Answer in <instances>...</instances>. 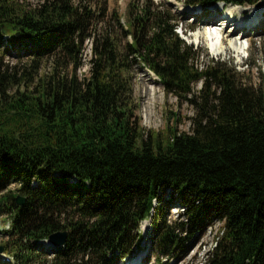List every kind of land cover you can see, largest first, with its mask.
<instances>
[{
    "label": "trees",
    "instance_id": "obj_1",
    "mask_svg": "<svg viewBox=\"0 0 264 264\" xmlns=\"http://www.w3.org/2000/svg\"><path fill=\"white\" fill-rule=\"evenodd\" d=\"M178 24L161 1L131 0L123 23L106 0H0V217L19 264L57 230L67 239L48 264H114L139 247L147 219L156 255L216 219L204 264H264V92L224 61L195 65ZM136 65L194 106L190 132L145 133ZM176 203L184 220L167 218Z\"/></svg>",
    "mask_w": 264,
    "mask_h": 264
},
{
    "label": "rangeland",
    "instance_id": "obj_2",
    "mask_svg": "<svg viewBox=\"0 0 264 264\" xmlns=\"http://www.w3.org/2000/svg\"><path fill=\"white\" fill-rule=\"evenodd\" d=\"M26 1L33 4L39 0ZM130 1L106 0L107 11L108 13H111L113 10L117 11L121 16V21L125 23ZM152 1L155 3L160 1L165 2L178 15L179 24L177 26V32H179V35L187 43L192 44L193 49L196 50L195 65L202 68L217 60L224 61L229 66L236 68L239 72L240 79L264 92V0H261L262 4L260 6L247 4L246 6L240 5L238 9H231L232 7L237 8L238 6H229L230 4H220V2L203 7L186 3V0ZM225 8H228L225 12L229 11L231 13L232 20H227L229 19L227 17L223 18ZM240 10L245 11L241 14H235L240 12ZM238 15L244 17L251 15L247 21H251L250 24L252 27L249 31L245 29L244 32L247 33H243L241 37L242 42H245L247 46L241 48L239 51L223 52V48L220 47L221 45H218L217 50L219 53L216 55L208 47L207 40L204 39L205 36H202L203 28L218 27L216 30H219V28L221 30L223 26L228 24V28L233 30L234 16ZM210 18H214V21L210 24L204 23L205 20ZM127 39L130 40L131 38L127 37ZM84 46L88 47L89 43L85 41ZM3 60L9 62V64L16 61L15 58L9 59L6 56ZM87 60L88 54H85L83 65L77 69L79 77H83L87 73ZM44 62L45 64L41 68L42 71L48 70V61ZM132 84L133 94L138 105L137 110H135V115L139 118V123L144 128L145 133L153 130L159 132L162 137H166L169 135L170 129H176L179 132L191 131V117L195 114L194 106L187 100L171 92H167L164 89V85L160 82L159 77L154 72L136 65L132 71ZM200 87L201 81H198L193 85V90L196 91ZM33 183L35 184V182ZM17 186V184L11 183L8 185V188L15 189ZM169 194L168 191L166 197H169ZM182 210L183 208L176 203L175 206L169 208L167 218L169 220H184V216L181 215ZM143 222L139 224L138 228L142 234L139 247L125 257H114V264H204L209 250L213 248L217 236L222 232V221L214 219L197 232H182L183 246L176 252L170 255H156L151 222L150 220L148 223ZM144 227L148 229L146 228L145 230ZM8 229H10V221L7 216L3 215L0 217V247L2 249L0 251V264H19L15 259L16 256L12 255L13 252H11V249L9 251L5 248L7 247L6 243L9 238V234L6 233ZM40 246L44 250L43 253L39 251L41 250ZM61 246L54 245L47 239L40 240L37 243V250L40 253L33 250L31 253L33 257L37 255L33 258V261L39 257L41 259L36 262L29 259V262L26 264H48V260L53 256L52 250Z\"/></svg>",
    "mask_w": 264,
    "mask_h": 264
},
{
    "label": "bare ground",
    "instance_id": "obj_3",
    "mask_svg": "<svg viewBox=\"0 0 264 264\" xmlns=\"http://www.w3.org/2000/svg\"><path fill=\"white\" fill-rule=\"evenodd\" d=\"M220 4H222V3H220ZM217 5H219V4H217ZM229 6H238L237 8L236 7H232V8L230 7L231 9L240 8L239 7L240 5H229ZM221 7H223V6H221ZM227 9L228 8H225L223 11L225 13V14H223V18L227 17V18H229L227 20H232L233 17L231 15V13L229 11L225 12ZM244 11L245 10H240V12H237L235 14H239V13L241 14ZM250 16H247V17L241 16V15L234 16L235 21L233 24L234 25L233 30L228 28V24L223 26V28H221V30H220V28H219V30H216L218 27L217 28L216 27L215 28H209V29L203 28L202 36L203 37L205 36L204 39L207 40L208 47L217 55L219 53V51L217 50V47H219L218 45H221L220 47L223 48V52L239 51L241 48L247 46L245 42L244 43L242 42L241 37L243 36V33L244 34L247 33V32H244L245 29H247V31H249L252 27V25L250 24L251 21H247L248 19H250ZM253 19H252V21H253ZM212 21H214V18L207 19L204 21V23L210 24ZM237 33L240 34V36H238ZM143 221H142L143 223H148L149 220L148 221L143 220ZM144 228L146 230L147 227H144ZM127 255H129V254H127ZM123 257H125V256H123Z\"/></svg>",
    "mask_w": 264,
    "mask_h": 264
},
{
    "label": "water",
    "instance_id": "obj_4",
    "mask_svg": "<svg viewBox=\"0 0 264 264\" xmlns=\"http://www.w3.org/2000/svg\"><path fill=\"white\" fill-rule=\"evenodd\" d=\"M222 4H225V3L222 2ZM261 4H262L261 1H257L254 5L255 6H260ZM230 5H233V4H230ZM246 5L247 4H245V6ZM15 199H16L15 201H16V203L18 205H23L24 204V201H25V197L24 196L17 195ZM66 239H67V230H57V231H54L47 238V240L49 242H51L52 244H54V245H64ZM1 250L2 249L0 247V251Z\"/></svg>",
    "mask_w": 264,
    "mask_h": 264
}]
</instances>
